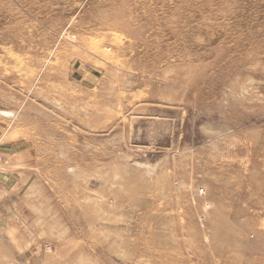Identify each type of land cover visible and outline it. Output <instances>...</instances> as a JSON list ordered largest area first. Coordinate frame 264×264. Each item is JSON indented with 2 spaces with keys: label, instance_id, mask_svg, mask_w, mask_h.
I'll use <instances>...</instances> for the list:
<instances>
[{
  "label": "rangeland",
  "instance_id": "rangeland-1",
  "mask_svg": "<svg viewBox=\"0 0 264 264\" xmlns=\"http://www.w3.org/2000/svg\"><path fill=\"white\" fill-rule=\"evenodd\" d=\"M0 264H264V0H0Z\"/></svg>",
  "mask_w": 264,
  "mask_h": 264
}]
</instances>
